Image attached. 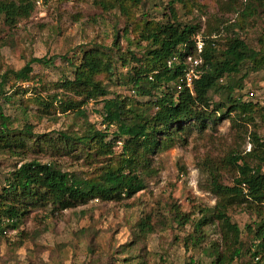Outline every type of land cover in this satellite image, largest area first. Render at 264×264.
<instances>
[{"label":"rangeland","instance_id":"374dc122","mask_svg":"<svg viewBox=\"0 0 264 264\" xmlns=\"http://www.w3.org/2000/svg\"><path fill=\"white\" fill-rule=\"evenodd\" d=\"M230 1L187 0V8L183 9L181 5L175 8L177 17L183 22L198 24L200 33L217 27L220 18L230 24L238 22L239 27L233 32L252 47L259 48L258 38L264 37V11L255 10L249 16L239 18L238 13H226L225 8L233 5L242 11L246 0H233V4H228ZM168 2L142 0L139 8H131L127 18L118 9L103 11L94 0H36L32 14L13 28H7L0 19V75L9 69L18 70L34 57L52 60L48 66L32 65L35 82L18 84L24 91L22 94L13 95L16 86L11 88L12 83L4 86L5 96L9 99L0 98V104L5 115L13 118L10 128L20 131L27 124L34 135L20 137L27 146L22 153L0 152V194L11 173L32 159L55 163L63 171L85 177L94 175L110 162L100 156L85 159L93 150L82 152L77 147L67 155L60 151L57 154L48 147L52 143H46L53 139V144L60 147L58 132L82 136L89 125L104 129L100 125L102 104L99 101L86 103L82 106L84 116L77 117L73 113L43 116L31 100L36 94L47 99L50 94L61 92L54 89L53 84L63 77H71L63 56L78 62L82 50H89L94 45L109 47L115 41L121 51H125L131 39L123 33L126 24L165 21L171 16ZM226 36L221 27L214 38L221 42ZM129 49L138 54L139 48L130 46ZM113 72L110 81L104 75L100 77L109 91L108 97L132 100L135 95L127 80L132 73L120 62H116ZM38 77L40 85L36 84ZM234 81L240 87L234 90L236 98L242 97L243 102L251 101L255 106L248 124L232 115V119L225 118L215 125L210 122L201 134L193 130L184 144L158 151L151 156L154 173L145 177V189L130 198L107 202L94 199L63 211L24 204L28 206L27 212L15 227L4 220V232L0 234V264H210L212 259L205 250L211 245L222 248L218 224L201 226L199 232H195L201 211H211L217 201L207 190L209 181L205 164L220 165L230 152H248L250 144L246 137L252 130L264 139V67L247 64ZM249 92L253 94L250 99L247 98ZM148 100L149 97H137L140 103ZM226 110L224 108L220 115ZM233 120L239 121L241 126L233 125ZM113 130L110 128L109 132ZM43 134L46 137L42 139ZM119 145L116 154L120 152ZM217 173L222 184L231 185L232 169L220 165ZM179 214L186 216L185 224L174 220ZM228 215L242 231V242L248 245L245 226L252 223L255 215L242 207H232ZM146 216L154 231L142 236L136 225ZM199 234L202 235L200 241L197 239ZM249 260L247 256H241L232 264H254Z\"/></svg>","mask_w":264,"mask_h":264},{"label":"trees","instance_id":"16d2710c","mask_svg":"<svg viewBox=\"0 0 264 264\" xmlns=\"http://www.w3.org/2000/svg\"><path fill=\"white\" fill-rule=\"evenodd\" d=\"M35 1L0 0L2 23L13 28L20 20L27 19L34 11ZM232 1L228 4H233ZM186 2L169 0L171 16L165 21L126 24L123 33L131 37L128 46L139 48L138 54L129 48L122 52L115 41L109 47L94 45L89 50H82L78 62L62 57L71 77H63L53 84V88L61 92L50 94L47 99L36 94L31 102L43 116L73 113L81 117L84 116L82 106L99 101L102 104L100 125L104 129L89 125L82 136L58 132L60 147L53 144V139L46 143H52L48 147L57 154L60 151L67 155L77 147L82 152L93 150L85 159L100 156L110 162L90 177L63 171L52 162L32 159L22 163L11 173L0 194V234L4 232V220L15 227L27 212L26 203L63 211L94 199L107 202L130 198L145 189V177L154 173L151 156L158 151L186 143L193 130L201 134L210 122L215 125L225 118L232 119V115L246 124L251 121L255 106L251 101L243 102L242 97L236 98L234 90L240 87L234 78L247 64L264 67V37L258 38L259 48H254L233 32L239 27L238 22L230 24L222 18L217 27L200 33L198 24L183 22L177 17L175 7L181 5L185 9ZM94 4L103 11L118 9L128 18L131 8H139L142 0H94ZM261 9L264 11V0H246L242 11L228 5L225 12H235L243 18ZM221 27L227 36L220 42L214 37L219 35ZM198 35L202 43L200 51L196 47ZM186 56L200 60L195 66L198 78L193 80L190 88L181 82L184 69L188 67ZM51 62L45 57H34L18 70H6L0 75V98L6 97L4 86L9 83H12L11 88L16 86L13 95L22 94L24 91L18 84L35 82L32 65L48 66ZM116 62L132 73L127 78L135 95L132 100L121 96L109 98V91L100 79L104 75L111 80ZM36 84H41L39 77ZM137 97H149V100L140 103ZM214 97L218 100L214 101ZM252 97L249 92L247 98ZM224 108H227L226 112L220 115ZM12 120L0 104V152L20 154L27 148L20 137H33L34 134L27 124L20 131L10 128ZM237 120H233V125L240 127ZM110 128L114 129L111 133ZM45 135L40 137L43 139ZM246 138L250 144L248 152H230L220 161V165L234 171L231 185L221 183L217 173L219 164H205L209 181L207 190L217 201L211 211H201L195 232H199L201 226L218 224L222 248L211 245L205 250L212 259L210 264H232L241 256H247L249 263L264 264V139L254 130ZM118 145L120 152L116 154ZM232 207H242L255 215L252 223L245 226L248 245L242 242V231L228 215ZM186 219L184 214L174 216L178 224H185ZM136 227L142 236L154 231L148 216L141 218ZM197 239L202 240V235L199 234Z\"/></svg>","mask_w":264,"mask_h":264},{"label":"built area","instance_id":"2783aa9c","mask_svg":"<svg viewBox=\"0 0 264 264\" xmlns=\"http://www.w3.org/2000/svg\"><path fill=\"white\" fill-rule=\"evenodd\" d=\"M198 36H196V47L197 50L200 51L202 43H201V38H199ZM185 63L188 64L187 65L188 67L184 69V77L183 79H181V82H183L186 87L190 88L193 80L198 78V73L195 69V66H197L200 63V60L198 59L194 60L192 59V57L186 56Z\"/></svg>","mask_w":264,"mask_h":264}]
</instances>
